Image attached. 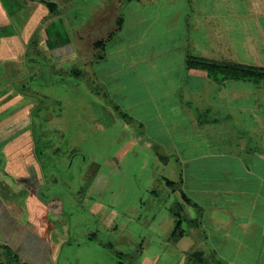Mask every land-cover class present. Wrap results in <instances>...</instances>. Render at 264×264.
I'll return each instance as SVG.
<instances>
[{
    "label": "rangeland",
    "instance_id": "rangeland-1",
    "mask_svg": "<svg viewBox=\"0 0 264 264\" xmlns=\"http://www.w3.org/2000/svg\"><path fill=\"white\" fill-rule=\"evenodd\" d=\"M52 1L53 15L41 0H0V264L7 245L32 264H190L173 239L180 213L150 207V187L168 186L161 173L154 184L144 178L155 164L139 156L153 158L156 148L123 142L128 123L109 115L100 82L105 73L114 91L125 69L134 100L143 98L153 55L160 72L168 59L179 65L174 50L162 51L177 43L167 34L176 19L164 0ZM187 1L180 5H212ZM190 14L182 20L194 54V42L210 39L195 37L199 17ZM131 42L144 48L139 61L151 59L129 73ZM259 134L253 142H264V128ZM128 149L138 159H127Z\"/></svg>",
    "mask_w": 264,
    "mask_h": 264
},
{
    "label": "crops",
    "instance_id": "crops-1",
    "mask_svg": "<svg viewBox=\"0 0 264 264\" xmlns=\"http://www.w3.org/2000/svg\"><path fill=\"white\" fill-rule=\"evenodd\" d=\"M208 2L212 5L190 8L180 5L187 0L161 2L176 19L175 29L170 28L167 34L177 41L163 46L162 51L174 50L172 56L179 59V65L177 60L168 59L160 72L153 55L150 74L141 75L143 98L134 100V83L123 75L125 69L114 77L118 83L114 91L105 73L100 82L107 88V102L114 109L109 115L116 114L128 123L125 130L131 134L126 133L123 142H129V148L136 142L156 148L153 158L139 156L145 165L155 164L143 169L144 178L154 184L155 173H161L168 186L161 193L150 187L155 195L150 207L157 210L163 206L180 213L173 239L176 247L187 253L190 264H264V149L260 148L264 142H253L264 128V81L217 80L204 69L186 70V56L191 54L187 46L190 27L182 20L184 12L199 17L194 23L195 37L201 30L210 39L207 44L200 36L191 55L264 66L258 59L264 55V0ZM127 48L131 54L129 73L151 59L139 61L138 52L144 49L140 45L131 42ZM188 78H192V86ZM127 152V159L138 156L129 149ZM122 170L120 167L119 172ZM184 222L188 227L182 230Z\"/></svg>",
    "mask_w": 264,
    "mask_h": 264
},
{
    "label": "trees",
    "instance_id": "trees-1",
    "mask_svg": "<svg viewBox=\"0 0 264 264\" xmlns=\"http://www.w3.org/2000/svg\"><path fill=\"white\" fill-rule=\"evenodd\" d=\"M49 6L51 14H55L56 3L52 0H41ZM99 43V42H97ZM187 68H200L208 72L209 76L217 80H223L226 78L233 79H251L255 81H264V66H252L239 63L218 61L205 57H199L191 54L186 56ZM115 109L123 116L128 117L118 107ZM95 234V233H93ZM7 261L1 262V264H32L27 261H23L17 251L7 245Z\"/></svg>",
    "mask_w": 264,
    "mask_h": 264
}]
</instances>
